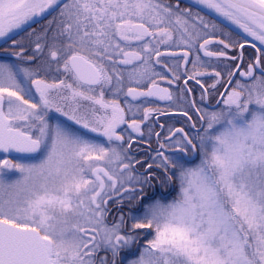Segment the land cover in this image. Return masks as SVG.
Returning a JSON list of instances; mask_svg holds the SVG:
<instances>
[{
  "label": "flooded vegetation",
  "instance_id": "flooded-vegetation-1",
  "mask_svg": "<svg viewBox=\"0 0 264 264\" xmlns=\"http://www.w3.org/2000/svg\"><path fill=\"white\" fill-rule=\"evenodd\" d=\"M196 12L214 24L211 36L160 34L143 23L121 22L116 28H87L85 50L77 49L75 38L77 51L66 59L70 47L53 33L60 29L53 26L59 22L55 13L0 45V64L17 62L36 73L32 89L38 86L44 97L30 103L43 121L68 127L79 138L75 157L85 158L78 167L85 181L74 209L76 264L137 260L155 235L148 213L175 201L189 169L206 158L238 85L264 80V52ZM137 24L150 34L137 32ZM46 33L53 47L42 41ZM73 57L90 66L71 65ZM251 72V79H243Z\"/></svg>",
  "mask_w": 264,
  "mask_h": 264
},
{
  "label": "rangeland",
  "instance_id": "rangeland-1",
  "mask_svg": "<svg viewBox=\"0 0 264 264\" xmlns=\"http://www.w3.org/2000/svg\"><path fill=\"white\" fill-rule=\"evenodd\" d=\"M189 7L169 0H62L53 10L59 16L53 26L60 29L52 32L70 47L66 59L77 51L75 38L77 49L85 50L87 28L121 22L143 23L160 34L211 36L214 24ZM46 35L42 41L53 47ZM47 51L54 60L52 49ZM36 80L34 71L17 62L0 64V95L11 127L42 145L35 160L0 156V220L38 230L56 264H76L73 222L77 189L85 181L78 167L85 158L75 157L79 138L73 130L43 121L31 105L44 97L38 86L32 89ZM236 95L222 112L206 158L189 169L176 200L148 213L154 238L129 264H264V80L238 85Z\"/></svg>",
  "mask_w": 264,
  "mask_h": 264
},
{
  "label": "water",
  "instance_id": "water-1",
  "mask_svg": "<svg viewBox=\"0 0 264 264\" xmlns=\"http://www.w3.org/2000/svg\"><path fill=\"white\" fill-rule=\"evenodd\" d=\"M0 0V45L12 40L20 33L39 23L51 14L62 1L47 6L41 15L37 14L39 0H17L3 6ZM189 3L212 18L218 20L248 41L247 47L264 52V0H181ZM133 28L141 34H150L144 25ZM143 29V30H142ZM90 66L80 57L74 62ZM264 74V71H261ZM251 72L245 80L251 79ZM144 95V93H142ZM145 95L149 96L147 93ZM0 97V156L13 159H34L41 151V144L19 129L10 128V120L4 113ZM0 264H52L41 234L30 228H20L0 220Z\"/></svg>",
  "mask_w": 264,
  "mask_h": 264
},
{
  "label": "bare ground",
  "instance_id": "bare-ground-1",
  "mask_svg": "<svg viewBox=\"0 0 264 264\" xmlns=\"http://www.w3.org/2000/svg\"><path fill=\"white\" fill-rule=\"evenodd\" d=\"M17 0H4L3 1V6H8L12 3H14ZM59 0H39L37 6H36V11L38 15H41L42 12L46 9L47 6L54 5L57 3Z\"/></svg>",
  "mask_w": 264,
  "mask_h": 264
},
{
  "label": "trees",
  "instance_id": "trees-1",
  "mask_svg": "<svg viewBox=\"0 0 264 264\" xmlns=\"http://www.w3.org/2000/svg\"><path fill=\"white\" fill-rule=\"evenodd\" d=\"M189 6H190V5H189ZM53 14H54V13H53ZM53 14H52V15H53ZM52 15H50L49 18H51ZM45 20H49V19L47 18V19H45ZM220 25H221V24H220ZM223 27H224V26H223ZM226 29H227V28H226ZM229 31H230V30H229ZM236 35H237V34H236Z\"/></svg>",
  "mask_w": 264,
  "mask_h": 264
}]
</instances>
